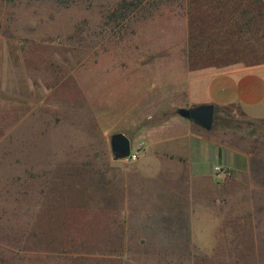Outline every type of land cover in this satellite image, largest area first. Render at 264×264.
Returning a JSON list of instances; mask_svg holds the SVG:
<instances>
[{
    "label": "rangeland",
    "instance_id": "1",
    "mask_svg": "<svg viewBox=\"0 0 264 264\" xmlns=\"http://www.w3.org/2000/svg\"><path fill=\"white\" fill-rule=\"evenodd\" d=\"M263 64L264 0H0V264H264V120L197 125L216 180L145 143L194 72Z\"/></svg>",
    "mask_w": 264,
    "mask_h": 264
},
{
    "label": "crops",
    "instance_id": "2",
    "mask_svg": "<svg viewBox=\"0 0 264 264\" xmlns=\"http://www.w3.org/2000/svg\"><path fill=\"white\" fill-rule=\"evenodd\" d=\"M186 95L189 109L183 110L190 111L210 106L216 110L237 106L247 118L263 121L264 64L251 67L233 65L224 69H204L194 72L187 83ZM197 125L202 126L193 119L183 117L182 120L173 118L162 126L154 128L147 133L145 142L147 155L149 154L153 159L164 158L168 162L167 169L171 167L169 162L177 160L181 170L187 173L181 172L182 176L191 175L197 178H214V180L223 177L224 173L215 171V168L220 166L216 165L214 170L209 171L196 162L203 158L209 160L215 156L221 159V145L205 135L203 129ZM234 161L236 165L247 163L244 157L234 158Z\"/></svg>",
    "mask_w": 264,
    "mask_h": 264
},
{
    "label": "water",
    "instance_id": "3",
    "mask_svg": "<svg viewBox=\"0 0 264 264\" xmlns=\"http://www.w3.org/2000/svg\"><path fill=\"white\" fill-rule=\"evenodd\" d=\"M181 115L185 118L199 122L203 127L211 129L213 126L215 109L213 106L202 107L193 110H181ZM112 151L116 160L125 159L131 153V141L124 134H116L112 137Z\"/></svg>",
    "mask_w": 264,
    "mask_h": 264
},
{
    "label": "built area",
    "instance_id": "4",
    "mask_svg": "<svg viewBox=\"0 0 264 264\" xmlns=\"http://www.w3.org/2000/svg\"><path fill=\"white\" fill-rule=\"evenodd\" d=\"M131 157H132L133 160H137L138 159L137 152H135L134 154H131ZM215 171L216 172H220L221 171L220 167L215 168Z\"/></svg>",
    "mask_w": 264,
    "mask_h": 264
},
{
    "label": "trees",
    "instance_id": "5",
    "mask_svg": "<svg viewBox=\"0 0 264 264\" xmlns=\"http://www.w3.org/2000/svg\"><path fill=\"white\" fill-rule=\"evenodd\" d=\"M61 1H63V0H61ZM66 1H70V0H66Z\"/></svg>",
    "mask_w": 264,
    "mask_h": 264
}]
</instances>
